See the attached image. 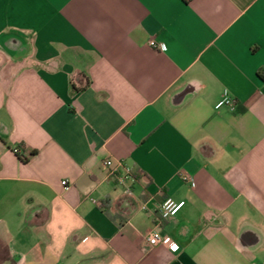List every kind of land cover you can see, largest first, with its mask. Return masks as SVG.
Returning <instances> with one entry per match:
<instances>
[{"label":"crops","instance_id":"obj_1","mask_svg":"<svg viewBox=\"0 0 264 264\" xmlns=\"http://www.w3.org/2000/svg\"><path fill=\"white\" fill-rule=\"evenodd\" d=\"M261 71L264 0H0V264H264Z\"/></svg>","mask_w":264,"mask_h":264},{"label":"built area","instance_id":"obj_2","mask_svg":"<svg viewBox=\"0 0 264 264\" xmlns=\"http://www.w3.org/2000/svg\"><path fill=\"white\" fill-rule=\"evenodd\" d=\"M149 46L153 48H157L160 51L165 50V46L163 44L157 45L154 41L149 42ZM223 107H228L231 110L235 108V101L230 96L228 91L223 93L222 99L216 104L215 109H221ZM104 165L109 168L112 173L116 171H120V175L117 176V182L120 186H126L128 183H132L134 181V177L132 175V170L130 167L125 166L123 163L119 161H114L112 159H106ZM181 179L183 182L188 183L191 188L195 187V182L193 178L189 175L182 174ZM67 184L66 181L62 182V185L65 186ZM185 206V201H175L172 198H166L160 205L159 208V219L157 223L159 224L162 221H167L173 217H175ZM159 226V225H157ZM147 243L150 247H155L157 245H163L169 251L175 252L177 250H173V245H177L170 237H164L160 234L159 228L157 227L155 230L151 231L147 237Z\"/></svg>","mask_w":264,"mask_h":264},{"label":"trees","instance_id":"obj_3","mask_svg":"<svg viewBox=\"0 0 264 264\" xmlns=\"http://www.w3.org/2000/svg\"><path fill=\"white\" fill-rule=\"evenodd\" d=\"M258 77L264 83V71H261L259 73ZM14 152L17 155V157L23 162H26L28 160V157H32V156L36 155V151H31L28 156H25L24 147L22 145L17 146L15 148Z\"/></svg>","mask_w":264,"mask_h":264},{"label":"clouds","instance_id":"obj_4","mask_svg":"<svg viewBox=\"0 0 264 264\" xmlns=\"http://www.w3.org/2000/svg\"><path fill=\"white\" fill-rule=\"evenodd\" d=\"M173 250H178V245H173Z\"/></svg>","mask_w":264,"mask_h":264}]
</instances>
